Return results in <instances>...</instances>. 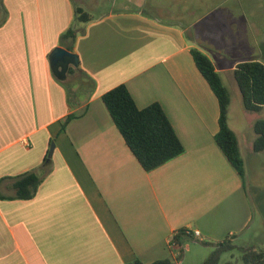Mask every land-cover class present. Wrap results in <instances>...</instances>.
I'll return each instance as SVG.
<instances>
[{
  "label": "crops",
  "instance_id": "1",
  "mask_svg": "<svg viewBox=\"0 0 264 264\" xmlns=\"http://www.w3.org/2000/svg\"><path fill=\"white\" fill-rule=\"evenodd\" d=\"M104 1L109 9L92 15L97 7L85 0H2L0 264H179L187 242L212 251L202 242L230 241L232 251L258 252L245 237L253 209L243 175L215 141L218 102L191 50L209 58L223 85L222 73L233 77L239 62L221 64L190 39L194 23L186 21L197 19V2ZM75 8L89 21H76ZM72 27L78 67L59 78L49 55L67 50L59 40ZM119 85L138 109L161 107L180 156L141 168L102 102ZM227 119L234 133L229 112ZM236 139L241 155L255 134L246 144ZM51 142L50 171L36 194L12 199L15 178L38 170ZM180 231L181 245L173 238ZM193 231L199 237L187 240Z\"/></svg>",
  "mask_w": 264,
  "mask_h": 264
},
{
  "label": "trees",
  "instance_id": "2",
  "mask_svg": "<svg viewBox=\"0 0 264 264\" xmlns=\"http://www.w3.org/2000/svg\"><path fill=\"white\" fill-rule=\"evenodd\" d=\"M75 16L76 21H89V16L81 8H75ZM76 34L77 32L73 27L68 29L60 37V45L71 51V44ZM67 42L70 44L67 45ZM191 55L196 68L209 85L218 102V132L215 135V141L230 164L242 176L243 162L238 142L228 126L230 100L227 90L206 55L197 49H192ZM233 78L238 87L243 108L248 112L264 113V63L260 61L240 62L233 70ZM102 102L126 146L144 171L150 172L184 152V148L170 122L157 103L138 109L127 88L123 85L104 93ZM73 117L70 115L66 118L61 125L62 131ZM253 132L255 139L252 149L255 153L262 152L264 150V116L253 123ZM49 163L50 160L47 161L46 155L38 170L17 176L13 183L14 196L12 199L28 200L33 198L44 177L50 171ZM183 234V231L177 233L173 237L174 242L181 245L185 240ZM187 237V240H193L192 235ZM202 244L213 246V250L200 264H218L223 253L237 249L230 241L202 242ZM241 261L243 264H264V253L256 252L253 248H246L242 252ZM132 264L142 263L134 261ZM153 264H171V261H157ZM226 264L233 263L227 262Z\"/></svg>",
  "mask_w": 264,
  "mask_h": 264
},
{
  "label": "rangeland",
  "instance_id": "3",
  "mask_svg": "<svg viewBox=\"0 0 264 264\" xmlns=\"http://www.w3.org/2000/svg\"><path fill=\"white\" fill-rule=\"evenodd\" d=\"M87 4L97 8L90 9L92 15L105 12L111 3L102 0H85ZM197 2L196 17L188 14L187 24L190 39L198 42L202 48L221 64L231 66L236 62H264V0H188ZM4 7L0 0V20ZM219 66V65H218ZM221 78L229 95V124L239 138L246 144L254 136L253 123L263 118L264 113L248 112L243 108L238 87L231 73H222ZM248 148V147H247ZM243 162V179L246 192L253 209V221L246 240L258 246L264 253V151L253 153L252 147L241 153ZM257 243V244H256ZM184 259L179 264H200L211 253L210 248L197 242H187ZM223 253L218 264L232 262L243 264L241 256L246 248Z\"/></svg>",
  "mask_w": 264,
  "mask_h": 264
},
{
  "label": "water",
  "instance_id": "4",
  "mask_svg": "<svg viewBox=\"0 0 264 264\" xmlns=\"http://www.w3.org/2000/svg\"><path fill=\"white\" fill-rule=\"evenodd\" d=\"M49 62L52 71L59 78L65 75L70 65L73 67H78L77 55L61 47H57L53 49V51L49 55ZM53 150H54V143L51 142L47 153V161L51 159Z\"/></svg>",
  "mask_w": 264,
  "mask_h": 264
},
{
  "label": "built area",
  "instance_id": "5",
  "mask_svg": "<svg viewBox=\"0 0 264 264\" xmlns=\"http://www.w3.org/2000/svg\"><path fill=\"white\" fill-rule=\"evenodd\" d=\"M187 234H191L193 237H199V232L198 231H193L192 233H187Z\"/></svg>",
  "mask_w": 264,
  "mask_h": 264
}]
</instances>
